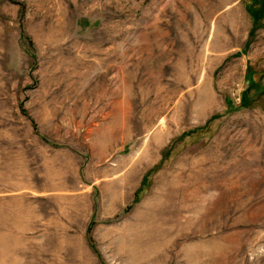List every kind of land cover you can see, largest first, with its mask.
<instances>
[{
  "label": "rangeland",
  "instance_id": "374dc122",
  "mask_svg": "<svg viewBox=\"0 0 264 264\" xmlns=\"http://www.w3.org/2000/svg\"><path fill=\"white\" fill-rule=\"evenodd\" d=\"M77 261L264 264V0H0V264Z\"/></svg>",
  "mask_w": 264,
  "mask_h": 264
},
{
  "label": "crops",
  "instance_id": "0c3cea01",
  "mask_svg": "<svg viewBox=\"0 0 264 264\" xmlns=\"http://www.w3.org/2000/svg\"><path fill=\"white\" fill-rule=\"evenodd\" d=\"M81 165V164H80ZM85 186V187H84ZM91 187L90 185H86L84 184L83 185V188H82V191L80 193H78V195H71L69 196L70 198L68 200H70L71 204V208L73 209L74 207H76L77 209H80V213L78 214V212H74L75 215L77 216L76 219H80V223L82 224L81 227H75L74 226V218H72L71 216H67L65 218H67L65 220V222H67V229L62 231L61 229H59L58 231H56L55 233L57 234H60V233H65L68 237H70V240L69 241H66L65 243V248H72L74 249L75 247V251H76V244L73 243V239H72V234L74 233L73 232V228H76L77 230H79L78 233H75L74 234V237L76 235H78V238H79V243L80 245H84L88 251L90 250V248L86 245V238H87V230H88V224L91 222L92 220V217L94 216V207H95V200H94V197L92 196L93 194L90 192V188ZM84 190V191H83ZM119 200L118 199H114L113 200V206L117 207L118 205V202ZM123 206L121 205L118 209L119 211L122 210ZM64 220V218H63ZM43 221H39L38 218L37 220H34V225H36L37 228H35L32 233L33 235L36 237V234L37 233H40V232H44V228H42V226L40 225H44L42 223ZM77 222V221H76ZM36 223V224H35ZM45 223V222H44ZM70 223V224H69ZM46 238V236L44 235H40L37 237V239L40 241V240H44ZM62 247V246H60ZM59 247V248H60ZM74 251V255L76 256L77 252ZM78 258H81L78 257ZM79 262V261H77ZM84 262H79L78 264H83ZM27 264H36V263H27ZM42 264V263H40ZM43 264H51V263H43Z\"/></svg>",
  "mask_w": 264,
  "mask_h": 264
}]
</instances>
